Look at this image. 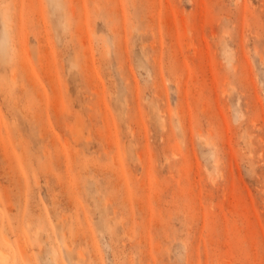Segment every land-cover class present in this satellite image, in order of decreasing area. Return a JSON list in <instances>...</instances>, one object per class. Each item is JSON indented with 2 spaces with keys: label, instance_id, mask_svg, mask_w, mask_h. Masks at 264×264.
Instances as JSON below:
<instances>
[{
  "label": "rangeland",
  "instance_id": "374dc122",
  "mask_svg": "<svg viewBox=\"0 0 264 264\" xmlns=\"http://www.w3.org/2000/svg\"><path fill=\"white\" fill-rule=\"evenodd\" d=\"M263 9L0 0V264H264Z\"/></svg>",
  "mask_w": 264,
  "mask_h": 264
},
{
  "label": "bare ground",
  "instance_id": "6f19581e",
  "mask_svg": "<svg viewBox=\"0 0 264 264\" xmlns=\"http://www.w3.org/2000/svg\"><path fill=\"white\" fill-rule=\"evenodd\" d=\"M248 1V0H247ZM219 2V1H218ZM251 2V1H250ZM262 2V1H261ZM216 3H217V1H216ZM235 3H236V1H235ZM237 3H238V1H237ZM247 3V2H246ZM220 4V3H219ZM240 5V4H239ZM246 6V5H245ZM203 9V8H202ZM245 9V8H244ZM246 10V9H245ZM264 10V9H263ZM198 11V10H197ZM264 12V11H263ZM197 13H199V11L197 12ZM242 13V12H241ZM252 13V12H251ZM240 14V13H239ZM245 15V14H244ZM260 16V15H259ZM201 18V17H200ZM244 19H245V17H244ZM263 19V18H262ZM245 21V20H244ZM201 30V29H200ZM214 30V29H213ZM215 31V30H214ZM213 32V31H212ZM215 33V32H214ZM217 34V33H216ZM193 45V44H192ZM191 46V45H190ZM22 63V62H21ZM27 68V67H26ZM23 69V68H22ZM226 80V79H225ZM227 81V80H226ZM22 253H23V255H26V250H25V248H23V250H22ZM1 258H4L3 256L1 257Z\"/></svg>",
  "mask_w": 264,
  "mask_h": 264
}]
</instances>
